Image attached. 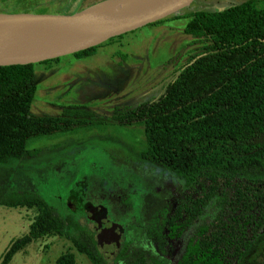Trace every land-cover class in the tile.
<instances>
[{
	"label": "trees",
	"instance_id": "trees-1",
	"mask_svg": "<svg viewBox=\"0 0 264 264\" xmlns=\"http://www.w3.org/2000/svg\"><path fill=\"white\" fill-rule=\"evenodd\" d=\"M183 17L190 19L184 33L203 44L202 52L171 76L158 99L117 108L112 118L121 125H140L146 143L141 156L185 181L181 202L166 217L165 232L158 233L159 251L167 252L166 239L173 244L187 238L178 256L179 250L174 252V264H243L252 250L264 247V0L234 1L222 10L200 9ZM97 48L75 56H91ZM33 66H0L1 163L37 156L39 151L28 148L32 138L104 121L75 108L60 116L32 114L37 89ZM213 204L216 212L206 221ZM1 206L36 209L38 214L0 264H10L33 241L47 236L69 239L92 264L112 263L114 250L103 246L99 230L64 216L40 193L11 191L0 196ZM115 259L164 264L125 249ZM55 264H77L76 255L64 253Z\"/></svg>",
	"mask_w": 264,
	"mask_h": 264
},
{
	"label": "rangeland",
	"instance_id": "rangeland-1",
	"mask_svg": "<svg viewBox=\"0 0 264 264\" xmlns=\"http://www.w3.org/2000/svg\"><path fill=\"white\" fill-rule=\"evenodd\" d=\"M111 1L120 0H0V14L63 16ZM234 1L240 0H193L179 12L99 44L91 56L70 54L34 63L37 89L32 114L60 116L75 108L104 121L30 139L28 148L39 151L37 156L0 162V196L15 190L36 191L64 216L72 215L91 226L79 198L88 188L92 202L103 195L102 203L113 205L114 218L124 228L111 264L124 263L115 259L124 249L129 255L145 252L164 264H174V252L179 250L178 256L187 238L174 240L163 254L156 231L181 202L185 181L143 158L142 127L121 125L112 114L117 108L158 99L171 76L202 52L203 44L184 33L190 20L185 14L222 10ZM212 206L206 221L216 212ZM37 214L36 209L26 207H0V260L13 240L29 232ZM106 242L104 247H108ZM67 252L75 253L77 264H92L69 239L56 236L33 241L10 264H55ZM243 264H264V247L252 250Z\"/></svg>",
	"mask_w": 264,
	"mask_h": 264
},
{
	"label": "water",
	"instance_id": "water-1",
	"mask_svg": "<svg viewBox=\"0 0 264 264\" xmlns=\"http://www.w3.org/2000/svg\"><path fill=\"white\" fill-rule=\"evenodd\" d=\"M192 1L120 0L119 2L101 3L98 5L108 4L107 18L95 27L89 25L91 17L77 19L94 6L63 16L0 14V66L34 64L76 54L179 12ZM13 33H37L49 41L51 45L39 47L38 45L42 43L40 40L36 41L35 38L22 39L19 42L30 43L31 45L36 43V45L28 52L18 46L9 49L3 44V36ZM106 214L107 212L103 214V218L99 222L105 224L108 229L110 228V231L112 229L123 231L122 226L110 221Z\"/></svg>",
	"mask_w": 264,
	"mask_h": 264
},
{
	"label": "flooded vegetation",
	"instance_id": "flooded-vegetation-1",
	"mask_svg": "<svg viewBox=\"0 0 264 264\" xmlns=\"http://www.w3.org/2000/svg\"><path fill=\"white\" fill-rule=\"evenodd\" d=\"M79 198H80V206H82L85 209L86 214L89 216L88 221L93 223V226L97 230L100 231V233H101V235H103L104 239H106V236H107V239H106L107 242L106 241L105 242L107 243L108 247L112 248V250H115V249L117 250V248L120 247L119 241L121 239L123 231L120 232V230H118V229H112V231H110L109 230L110 228L108 229V227L105 224H101L99 222V220L103 218V214L107 212V214H106L107 218L110 221L118 224V222L114 218V214H113L114 207H113V205L112 204L111 205L103 204L102 202H105L103 195H102V198L100 200H97L96 202H92L89 198V189L88 188H85L81 191ZM101 206L104 209L100 208ZM165 225H166V222L164 221V225L161 223V227L159 226V228H157V231H156V233H157L156 242L157 243H158V241H157L158 233L159 232H161V233L165 232L163 230V228L165 229ZM166 241L168 242L166 245V249L168 250L169 247L172 245V242H169L167 239H166ZM103 246H105V244ZM112 255L115 256L114 253H112ZM112 255H111V257H112Z\"/></svg>",
	"mask_w": 264,
	"mask_h": 264
},
{
	"label": "bare ground",
	"instance_id": "bare-ground-1",
	"mask_svg": "<svg viewBox=\"0 0 264 264\" xmlns=\"http://www.w3.org/2000/svg\"><path fill=\"white\" fill-rule=\"evenodd\" d=\"M135 1V0H132ZM108 5V4H107ZM103 4V5H97L94 6L93 8L89 9L88 11H86L85 13H83L81 16H79L77 19H84L85 17L90 18L91 17V21L89 23V25L91 27H95L96 25H98L99 23H101L102 21H104L107 18V9L108 6ZM36 41L40 40L42 41L41 44H39L38 46H49L51 45V43L49 41H47L44 37H41V35H38L37 33H13V34H6L3 36V44L9 48V49H14V47L18 46L21 49H23L24 51H30L32 48H34V46L36 45H31L30 43H25V42H19L22 39H34ZM40 38V39H39ZM19 42V44H18Z\"/></svg>",
	"mask_w": 264,
	"mask_h": 264
}]
</instances>
